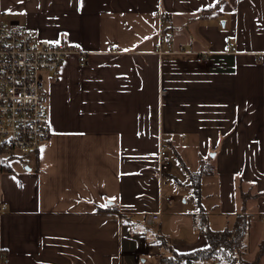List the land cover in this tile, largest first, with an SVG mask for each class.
I'll list each match as a JSON object with an SVG mask.
<instances>
[{
	"label": "crops",
	"instance_id": "crops-1",
	"mask_svg": "<svg viewBox=\"0 0 264 264\" xmlns=\"http://www.w3.org/2000/svg\"><path fill=\"white\" fill-rule=\"evenodd\" d=\"M160 5L176 47L210 62L157 52ZM0 12L87 56L47 82L51 140L0 173V264H158L157 232L186 252L208 244L202 218L233 231L242 214L241 253L264 264V0H0Z\"/></svg>",
	"mask_w": 264,
	"mask_h": 264
},
{
	"label": "built area",
	"instance_id": "built-area-1",
	"mask_svg": "<svg viewBox=\"0 0 264 264\" xmlns=\"http://www.w3.org/2000/svg\"><path fill=\"white\" fill-rule=\"evenodd\" d=\"M157 19L159 54L170 52L192 55L200 63L211 61L210 51L176 47L174 34H167L165 23L169 18L161 5ZM166 38L173 44L169 51L163 48ZM230 41V36H226V52L233 50ZM71 54L78 56L81 65L86 63V52L81 47L43 38L25 25L5 20L0 12V173L10 158L34 154L51 140L50 92L45 76L58 78L64 60ZM170 164L167 148L160 139L158 175L162 176ZM167 201L171 203L172 199ZM158 218V213H150L146 221L151 223Z\"/></svg>",
	"mask_w": 264,
	"mask_h": 264
},
{
	"label": "trees",
	"instance_id": "trees-1",
	"mask_svg": "<svg viewBox=\"0 0 264 264\" xmlns=\"http://www.w3.org/2000/svg\"><path fill=\"white\" fill-rule=\"evenodd\" d=\"M205 169H207L206 165L202 163L199 171L191 173V185L197 196H199L201 190V178L207 173ZM97 209L99 211H116L118 208L113 205L107 207L98 205ZM129 222L132 224L131 221ZM247 224V216L242 214L239 215L233 231H213L207 227L204 218H202L201 225L207 236L208 244L186 252L177 251L173 248L167 235L157 232L153 243L167 251L166 254L160 256L158 264H195L197 260L211 258L226 260L228 264H245L237 255L247 249ZM252 264H256V260Z\"/></svg>",
	"mask_w": 264,
	"mask_h": 264
},
{
	"label": "rangeland",
	"instance_id": "rangeland-1",
	"mask_svg": "<svg viewBox=\"0 0 264 264\" xmlns=\"http://www.w3.org/2000/svg\"><path fill=\"white\" fill-rule=\"evenodd\" d=\"M45 79H46V82H48V80H49V77L48 76H45ZM170 154H171V152H170ZM172 154H174V153H172ZM33 154H31V155H27V156H22V155H20V156H17V157H15V158H13L14 160L16 159V160H19L18 161V163H23V161L24 162H30L32 159H33ZM167 182L166 181H164V184H166ZM0 203H1V200H0ZM252 254H250V255H247V254H243V253H238V257H239V259H241V260H243L244 261V263L245 264H252L253 262H255V259H254V255H252ZM220 258H222L221 256H219ZM226 261V260H225ZM203 264V263H202Z\"/></svg>",
	"mask_w": 264,
	"mask_h": 264
},
{
	"label": "snow or ice",
	"instance_id": "snow-or-ice-1",
	"mask_svg": "<svg viewBox=\"0 0 264 264\" xmlns=\"http://www.w3.org/2000/svg\"><path fill=\"white\" fill-rule=\"evenodd\" d=\"M113 199H115V198H113ZM103 207H107V205H102Z\"/></svg>",
	"mask_w": 264,
	"mask_h": 264
}]
</instances>
